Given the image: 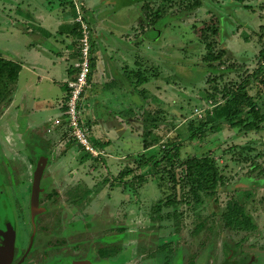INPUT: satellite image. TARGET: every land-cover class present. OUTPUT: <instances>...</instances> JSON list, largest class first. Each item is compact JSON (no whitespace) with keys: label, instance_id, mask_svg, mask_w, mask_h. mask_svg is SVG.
<instances>
[{"label":"rangeland","instance_id":"374dc122","mask_svg":"<svg viewBox=\"0 0 264 264\" xmlns=\"http://www.w3.org/2000/svg\"><path fill=\"white\" fill-rule=\"evenodd\" d=\"M160 1L151 2L150 13L160 10L158 16L146 21L141 12L143 0H84V21L95 27V41L100 36L102 43L123 52L121 56L111 54L117 61L112 69L116 85L103 92L107 94L103 99H116L121 111L129 106L128 122L132 124L128 123L123 137L135 141V146L124 141L108 147V152L114 149L125 155L141 149L144 137L140 134L156 125L148 123L150 117L158 127L150 130L147 140L154 145L144 155L158 156L162 144L173 142L179 147L177 165L168 173L170 167L165 166V171L159 168L160 174L154 175L152 162L142 168L146 171L142 185L143 180L134 179L142 173L135 163L137 155L121 160L113 155L93 157L66 136V128L49 126L46 132L41 125L46 115L57 113L52 109L45 112L42 100H54L61 89L58 84L37 80L35 49L75 39L76 15L74 9H68V0L64 1L68 9L64 14L58 6L60 0H0V55L20 64L10 101L0 105V252L5 247L2 242L12 236L20 248L16 259L25 256L22 264H55L65 259L84 264H182L183 260L184 264H218L222 245L234 247L247 234L223 227L220 214L229 198L246 195L242 189L228 192L227 186L254 180L264 185V124L259 131L245 133L222 123L195 139L189 137V124L196 127L230 86L240 83L258 65L264 66L260 55L262 49L264 54V0L242 4L201 0V7L186 15L175 12L181 0L158 6ZM55 19L62 23L55 24ZM209 42L215 51L225 52L221 62L213 63L215 70L207 69L202 60L204 44ZM69 48L73 50L72 45ZM151 67L159 78L157 74L156 78L150 76L154 81L134 83L136 70ZM126 84L131 85L134 96L124 88ZM98 90L95 87L91 93ZM249 94L254 91L249 89ZM83 96L81 122L91 135L94 118L85 111ZM11 101L12 107L5 113ZM195 108L202 111L201 121L193 115ZM93 138L90 136L92 144ZM204 153L219 168L223 184L204 197L202 206L186 205L178 164ZM40 160L39 213L31 215L32 179ZM125 166L132 171L122 184L114 175ZM86 172L89 175L83 177ZM84 180L94 185H86ZM167 198L173 204H165ZM252 198L247 211L260 233L252 234L242 248L256 255L250 264H257L260 256V264H264V186ZM158 203L161 209L154 212ZM198 224L201 229L195 232ZM99 251L107 256L103 259Z\"/></svg>","mask_w":264,"mask_h":264},{"label":"trees","instance_id":"16d2710c","mask_svg":"<svg viewBox=\"0 0 264 264\" xmlns=\"http://www.w3.org/2000/svg\"><path fill=\"white\" fill-rule=\"evenodd\" d=\"M155 0H146L143 2L141 12L146 19V21L154 19L157 17V13L160 10H156L155 15L150 13L152 8L151 2ZM171 0H161L160 4H168ZM239 3H243L246 0H236ZM202 5L201 0H181L178 3L176 10L181 11L182 15H186L200 8ZM150 19H149V18ZM80 33V32H79ZM205 55L203 56V61L207 65V69L215 70L213 63L221 62L224 50L217 52L213 49L212 44H204ZM260 55L263 57V49L260 50ZM20 70V64L16 61L5 59L0 55V105L8 103L10 101V96L13 93V86L16 82L18 72ZM156 68L151 67L149 69L136 70V76L134 78V83L141 84L150 79H155L159 74L156 72ZM148 72H151L148 74ZM148 74V75H147ZM158 74V75H157ZM157 75V76H156ZM149 76V77H148ZM153 76L155 78H150ZM249 89L254 91L253 95L249 94ZM262 100V101H261ZM150 120H145V124L155 123L156 125L150 127V129L142 133V148L143 152L137 154V164L138 169L143 171L142 168L146 164L151 163L156 169L154 175L160 174L159 168L165 171V168L170 167L166 170L175 168L177 165V158H179V147L176 143L162 144L159 148L158 156L150 155L148 158L144 155V151L152 148L154 145L152 140H147V135L150 133L151 129H156L157 123L153 118ZM197 119V118H196ZM203 121L199 123L196 127H193V122L189 124V137L190 139H195L199 137L206 129L215 131L218 126L222 123H226L230 128H237L241 131L256 132L262 129L264 124V66L258 65L252 72H250L244 79L238 83L234 84L227 89V91L222 95V100L219 103H214L213 107L206 110ZM201 121V119H197ZM155 140V139H154ZM135 158V159H136ZM181 167V178L180 184L187 194V200H184V204H189L190 206H202L204 203V197L211 195L216 192V190L222 185L223 177L220 174L219 168L216 166L215 162L207 154H202L200 156H195L191 158H186L180 164ZM256 164L253 163V166ZM166 166V167H165ZM132 171L131 168L125 166L118 173L115 181L123 182V178L126 174ZM136 180H144V176L139 172L135 175ZM163 179V175H161ZM263 183L260 180L248 181L241 183L235 187L227 186L225 189L228 192H237L242 189L245 192V196L241 198H229L224 204L223 210L220 214V219L222 226L233 230L235 232H246L247 234L242 237L240 243L235 247H230L227 244H223V261L221 264H250L249 260L253 261L256 259V255L248 250L242 249V244L248 240V238L253 234L258 235L259 228L257 223L253 220L252 215L247 211V204L253 200L256 189L263 187ZM249 190V191H248ZM174 202V201H173ZM173 202L167 198L165 204H173ZM159 203L153 206L154 212L160 211ZM195 228V232L201 229L200 224ZM99 256L103 259L107 256L105 252L99 251ZM261 258V256H260ZM260 258L257 264H260ZM184 264V260L182 262ZM189 264H192L191 262Z\"/></svg>","mask_w":264,"mask_h":264},{"label":"crops","instance_id":"0c3cea01","mask_svg":"<svg viewBox=\"0 0 264 264\" xmlns=\"http://www.w3.org/2000/svg\"><path fill=\"white\" fill-rule=\"evenodd\" d=\"M64 1L60 0L59 5H58L60 8L63 9L62 14H64L65 11H67L68 9H72V10L74 9V13L76 15L73 26H72V28H75V31H74L75 39L73 41L70 40V43H61L59 46H56L55 44L51 45L48 43V46H44L37 50L35 49V72H36L37 80L40 81L41 79H43L45 81H50L53 84H58V86L61 89V92L58 95H56L54 100L52 99L50 102L49 101L45 102V100H42V106L46 108L45 112H47L48 109H52V110H55L57 113L54 114L53 117H48V115H46L47 117L44 119V122L41 125L44 126V128H49L50 120L61 115V109H60L59 104L65 97L66 81L71 79L76 71L74 64L77 60V54H78L77 43H78L79 32H80V23H78L77 17H80L81 21L85 25H87L88 30H89V43H90V48H91V64H92L91 74L89 77V86L86 89V93L85 92L83 93L85 94V96L83 97L87 100V102H85L84 109L85 111H88L89 113H91V116H93L94 121L95 119L97 120V118L100 119V120L98 119L95 122V124H94V121L91 120V123H93L94 125L93 133L91 134V136L94 137L93 138L94 141L92 145L94 146L96 150L100 152L99 155L102 157L113 155L116 160H121L123 158L131 159V157H134L137 154L143 152V148L139 149L137 152L133 151L125 155L119 154L118 151L114 149H113L114 151L111 150V153H110L108 152L107 148L110 146L114 148V146L116 145L123 144L124 141L127 142V146L132 144L133 140L124 139L125 137H123L127 133L128 125L132 124L128 122L129 121L128 113L129 112L131 113L132 111L129 108V106H127L128 109L127 107H125L126 109H124V111H121L119 103L115 99V97L117 96H115L112 91H110V93L115 100L108 101L106 99H103L107 95V94L104 95L103 92L106 93L108 89L110 90L111 87H115L116 85V82H115L116 79H114L112 69L114 70L116 69L115 62L117 61L116 59H114V57H111V54H113L114 52L115 54H120L121 56L123 52L121 53L118 52L119 48H114L111 46V44L108 45V43H106L107 44L106 45L102 43L100 36H97L98 37L97 42L95 41V37L97 33L95 27H92L91 24H88L87 22L85 23L84 21V13H83L84 8H85L84 0H68V4H67L69 6L68 9L65 7L66 4L64 3ZM145 1L146 0H143V2ZM35 10H36V7H35ZM38 11H41V10L39 9ZM80 13H82L83 16L79 15ZM38 17H40V14L38 15ZM54 22L55 24L62 23L61 21H59V19H55ZM139 27L141 28L140 24H139ZM41 30H44V29H41ZM98 41L100 42L99 43L100 45L98 44ZM69 45H72L73 50L69 48ZM123 58H125L124 55H123ZM159 76L160 75H158V78ZM104 79L106 81L104 82V84H101L100 81ZM154 80L156 79H150V81H154ZM95 87L99 88V90L96 91L94 94H92L91 91ZM124 88L127 91H129V95H133V96L135 95L134 90H131L132 88L131 85L126 84ZM120 90L121 89H119V93H120ZM126 90H124V92H127ZM152 96L153 95L151 94V96H149V99ZM125 99H127V97H125ZM11 107H12V101L9 107H7V110H5L4 112L8 113V110ZM120 116L122 119L120 118ZM125 122L126 124H124ZM57 128H53V129L56 130ZM46 132H47V129H46ZM151 134L152 133H149L147 135L148 138H150L149 135ZM133 143L135 146V141ZM128 150L131 151L129 147H128ZM133 150H136L135 147ZM93 159L96 160V158H93ZM81 172L83 173L82 170ZM119 172L120 170L117 171L114 176L117 177ZM145 173L146 171H144V173L142 172L144 177L146 176ZM87 175L89 174L86 172L83 174V177H87ZM84 182L86 185H89V186L94 185V183L91 182L90 180H84ZM123 183L124 182H122V184ZM144 183H146V180L142 181V185H144ZM118 184L120 186V182Z\"/></svg>","mask_w":264,"mask_h":264},{"label":"built area","instance_id":"2783aa9c","mask_svg":"<svg viewBox=\"0 0 264 264\" xmlns=\"http://www.w3.org/2000/svg\"><path fill=\"white\" fill-rule=\"evenodd\" d=\"M80 33L78 38V54L74 64L75 73L73 77L66 81V93L64 99L59 104L61 115L50 120L52 128H66V136L74 140L86 153L96 157L100 154L90 141V134L87 127L81 122L80 102L81 96L89 86L91 74V48L89 43V30L80 17ZM193 115L197 119L202 118L201 110L193 109ZM50 131L47 128V132Z\"/></svg>","mask_w":264,"mask_h":264},{"label":"water","instance_id":"95a60500","mask_svg":"<svg viewBox=\"0 0 264 264\" xmlns=\"http://www.w3.org/2000/svg\"><path fill=\"white\" fill-rule=\"evenodd\" d=\"M42 170H43V162L42 160H40V162L38 161L36 165L32 179L31 202H30L31 215L39 213L37 210V194L39 192V181ZM4 243H5V247L0 252V261L3 256H7L9 258L12 252V241L6 239Z\"/></svg>","mask_w":264,"mask_h":264},{"label":"flooded vegetation","instance_id":"af4514ba","mask_svg":"<svg viewBox=\"0 0 264 264\" xmlns=\"http://www.w3.org/2000/svg\"><path fill=\"white\" fill-rule=\"evenodd\" d=\"M9 238H10L11 241H12V252H11L9 258H8L7 256H3V257L1 258L0 264H22V263L24 262V260H25V256H24V257L22 256L20 259H16V256H17V254H18L20 248H19L18 246L15 245V239H14V237L9 236ZM241 239H242V238H241ZM241 239L238 240L237 243H235L234 247L240 243ZM2 241H3V240H2ZM2 243H4V242H2ZM224 244H226V243H224ZM227 245H228V244H227ZM242 245H243V244H242ZM228 246H230V245H228ZM230 247H231V246H230ZM241 247H242V246H241ZM242 249H243V248H242ZM259 254H260V253H259ZM221 257H222V258H221V260H220V262H219L218 264H221V262L223 261V258H224V255H223V245H222V256H221ZM55 264H84V261H83V262H77V261H74V260H71V259H65V260H63V261H61V262H57V263H55ZM89 264H96V263H92V262H91V263H89Z\"/></svg>","mask_w":264,"mask_h":264}]
</instances>
